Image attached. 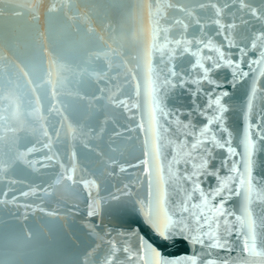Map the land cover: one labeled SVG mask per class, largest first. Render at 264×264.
Here are the masks:
<instances>
[{
	"label": "water",
	"instance_id": "water-1",
	"mask_svg": "<svg viewBox=\"0 0 264 264\" xmlns=\"http://www.w3.org/2000/svg\"><path fill=\"white\" fill-rule=\"evenodd\" d=\"M71 2L75 6L73 10L65 5V0H0V10L3 11L0 15V56L5 58L0 65L4 67V77L8 75V65H16L17 82L23 90L31 78V74L24 77V71L31 69V73H39L45 60L51 67L52 56L48 52L52 47H55L61 62L72 70L66 73L62 87L53 73L55 89H50L47 97L40 92L35 93L39 97L36 107L52 137L51 148L45 146L49 138L38 129L17 133L14 147L7 143L3 145L6 154L12 150L27 152V156L26 160H17L0 175V200L3 201L0 203V264H103L111 251L109 241L118 248L134 250L142 241H147L167 259L196 256L204 261L222 258L225 255L222 250L195 244L187 233H176L168 238L161 236L147 222L140 204V201L147 203L149 191L145 175L147 166L142 163L147 159L143 143L145 132L138 127L140 109L131 106L139 99L136 81L141 78V69L130 55L120 58L113 55L106 60L97 45V38H102L105 51L111 46L134 54L133 35L139 32L141 24L140 0ZM166 2L161 0L162 4ZM171 2L192 10L204 27L201 33L197 31L200 26L195 25L191 17L168 9L169 21L182 19L189 24L186 33L180 25L172 27L169 33L172 39H179L182 35L188 39L204 33L213 35L218 27L211 23L216 19L215 11L211 7L200 9V3H216L220 7L230 4L224 10L221 23L237 25L231 32L242 46L249 43L253 33L264 30V22L253 18L247 10H240L239 0ZM247 2L264 14L262 0ZM33 5L39 8L38 22L30 11ZM52 5L62 10L49 13ZM77 10L79 16L76 15ZM245 20L247 24L243 23ZM143 23L147 26L146 15ZM224 50L231 52L233 60L238 58L236 48ZM94 54L100 58L96 59ZM254 56L255 53L249 51L244 57V71H249L246 65ZM121 59L128 61L126 67L119 66ZM188 60L187 55L183 58L177 55L174 63L178 70L183 71L188 67ZM109 63L111 68L107 67ZM80 66L87 67L86 74H76L80 72ZM161 67L166 70V65ZM132 73H136L135 79ZM214 77L223 85L217 91L229 93L223 100L229 108L225 114V126L232 133V146L242 152L240 142L253 80L258 89L264 90V76L249 72L248 77L237 78L233 83L231 72L223 69L214 73ZM194 87L189 84L186 88L169 90L164 103L166 110L192 111L193 123L199 127L205 120L193 111L194 98L190 90ZM202 87L207 91L210 86L205 83ZM118 101H125L129 107L120 105ZM205 102L202 94L195 97L200 108ZM31 112L29 109V114ZM260 113H264L262 92H258L253 101L250 120L254 123ZM180 119L187 121L188 116L182 115ZM69 124L76 129L75 133L68 128ZM53 128L60 133L59 138L53 135ZM217 138L223 142L226 134L218 132ZM169 139L176 140V134L170 135ZM29 149L33 151L28 152ZM173 151L174 147L169 145L166 154ZM213 155L212 166L219 168L221 176L230 174L231 159L239 160L238 156L233 157L227 165L221 166V162L228 159L226 149H216ZM255 161L253 175L260 184H264V144L259 145ZM73 163L75 183L67 179L56 183L62 172ZM61 164L64 168L60 167ZM121 167L125 169L123 172ZM176 167L182 170L183 165ZM87 180H95L99 190L85 188L82 181ZM216 186L217 180L211 176L203 183L205 190ZM187 187L183 181H174L169 188L170 201L174 204L179 202L183 198L182 189ZM89 191L92 196H89ZM94 200L99 204V214L89 216V205ZM193 200L199 202L195 195ZM225 206L239 215L242 198L233 196ZM253 206L258 215L264 216V205ZM228 219L234 221V216ZM220 231L223 234V226ZM227 239L234 249L232 255L236 256L242 246V237L238 238L233 230ZM257 243L258 247L264 245V233L258 236ZM116 256L120 264H133L122 251Z\"/></svg>",
	"mask_w": 264,
	"mask_h": 264
},
{
	"label": "snow or ice",
	"instance_id": "snow-or-ice-1",
	"mask_svg": "<svg viewBox=\"0 0 264 264\" xmlns=\"http://www.w3.org/2000/svg\"><path fill=\"white\" fill-rule=\"evenodd\" d=\"M65 5L70 10L75 7L71 0H65ZM239 5L240 10H247L253 18L264 22V14L252 7L247 0H239ZM198 7L200 9L211 7L215 11L216 19L211 23L218 27L211 36L204 33L203 36L194 35L191 39L184 35L179 39L170 38L172 27L180 25L186 33L189 24L182 19L173 18L169 21L168 9H175L191 17L195 25L200 26L197 31L203 33L201 19L196 17L192 10L174 4L171 0H167L164 4L161 0H140L141 24L139 32L133 35L134 54L128 51L121 52L111 46L105 51L102 38H97V45L106 60H110L113 55L118 58L130 55L141 69V78L136 81V96L139 99L131 107L140 109L141 120L138 127L145 132L143 143L147 159L142 163L147 166L145 175L149 191L147 203L140 201V204L147 222L165 238L176 233H187L193 243L208 249L222 250L225 255L222 258H209L204 261L196 256L167 259L147 241H142L136 250L129 247L121 249L114 242L109 241L111 251L104 258L103 264H120L116 254L121 251L133 264H264V245L258 247L257 243L258 236L264 233V216L258 215L257 209L253 206L264 205V184H260L253 175L256 152L259 150V145L264 144V113H260L254 123L250 120L253 101L258 92L264 93V90L258 89L256 81L253 80L246 106V124L240 142L243 151L238 152L237 148L232 146V133L225 126V114L229 108L223 100L229 93L217 91L222 89L223 85L214 77V73L223 69L231 72L233 83L237 78L248 77L249 72L264 76V30L253 33L249 43L242 46L231 32L237 25L221 23L224 10L230 7L229 3H225L222 7L216 3H200ZM61 10L62 8L57 9L52 5L48 12ZM30 11L34 20L38 22V6L33 5ZM2 14L3 11L0 10V15ZM76 15H80L78 10ZM145 15L147 26L143 23ZM243 23L247 24L248 21L245 20ZM232 48L237 49L236 60L231 58L230 51L224 50ZM249 51L254 52L255 56L249 58L247 62L249 71H244L242 64ZM48 54L52 56L51 67L45 60L39 73H31V69L23 72L24 77H29L31 74L23 90L17 82L19 74L16 73V65H8L7 77L3 76L4 67L0 65V175L17 160H26L27 152L10 150L6 154L3 150V145L6 143L15 146L17 133L38 129L43 136L49 138L45 146L51 148L52 137L44 127V118L36 107L39 97L35 96V93L40 92L47 97L49 90L55 89L52 82L53 73L55 72L57 83L62 87L66 73L72 70L61 62L55 47H52ZM94 55L96 59L100 58L99 55ZM177 55L181 58L186 55L189 57L188 67L183 71L178 70L174 63ZM4 59L0 56V61ZM127 63V60L121 59L119 66L126 67ZM161 65H166V70ZM107 67L111 68L112 64L109 63ZM86 73L87 67L80 66V72L76 74ZM132 76L135 79L136 73H132ZM205 83L210 86L207 91L202 87ZM33 84L35 86L31 87ZM189 84L195 86L190 90L194 98L193 111L205 120V123L199 127L193 123L192 111L184 113L179 110H166L164 103L169 90L177 87L186 88ZM200 94L206 101L203 108L195 103V97ZM118 103L126 108L129 107L125 101ZM29 109H32L31 114ZM57 112L59 113V110ZM182 115H187L188 120H181ZM68 128L75 133L76 129L72 125L69 124ZM218 132L226 134L223 142L217 138ZM8 133L11 135H7ZM173 133L176 134V140L169 139ZM53 135L59 138L60 133L53 128ZM169 145L174 147V151L166 154ZM216 149H226L228 154V159L222 161L221 166L227 165L229 159L239 157V160L231 159L229 175L221 176L219 168H213L212 162L215 159L213 153ZM31 151L33 149L28 150ZM178 165H183L182 170L176 167ZM60 167L64 168V165L61 164ZM124 170L123 167L120 168V171ZM74 172L75 163L62 172L56 183H60L63 179L75 183ZM209 176L216 178L217 186L205 190L203 183ZM174 181H183L188 185L187 188L182 189L183 198L175 204L169 199V188ZM82 183L85 188L99 190L95 180L82 181ZM88 194L92 196L91 191ZM194 195L199 200L198 203L193 200ZM233 196L242 198L239 215L225 206ZM0 203L3 201L0 200ZM89 207V216L99 214L97 201L94 200ZM231 216H234V221L228 219ZM221 226H223V234L220 231ZM233 230L236 231L238 238L242 237V246L236 256L232 255L234 249L227 239L232 235Z\"/></svg>",
	"mask_w": 264,
	"mask_h": 264
}]
</instances>
